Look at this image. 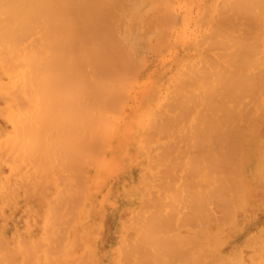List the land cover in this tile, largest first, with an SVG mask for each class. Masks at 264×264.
I'll return each instance as SVG.
<instances>
[{
	"label": "bare ground",
	"instance_id": "6f19581e",
	"mask_svg": "<svg viewBox=\"0 0 264 264\" xmlns=\"http://www.w3.org/2000/svg\"><path fill=\"white\" fill-rule=\"evenodd\" d=\"M119 1L0 0V264H264V0H227L229 7L224 0V4L221 0L214 3L218 15L209 16L214 21L236 20L242 15L245 28L240 27L239 19L240 25H230L239 26L236 30L242 35L238 31L231 34L227 24L216 28L214 21L210 19L212 25L208 21L209 32H204L208 35L202 33L198 42L203 41L204 49L214 48L213 53L223 60L211 58V52L205 51L207 57L202 56L206 59L200 55L201 60L187 67L182 63L181 76L186 78L179 75L174 84L182 81L184 88L179 86L184 90L174 84L171 91L167 87L171 95L167 92L166 99L165 93L166 101H161V106L167 102L165 111L160 105L158 110L151 106L139 116L140 123L148 120L143 131L147 134L142 135L145 168L137 169L134 181L105 202L91 189L90 168L104 160L102 171H106L109 160L103 159L104 152L101 157L102 146L107 144L105 134L113 136L120 125L123 129L132 125L130 109L123 107L130 89L125 82L129 79L130 84L132 75L136 79L138 70L131 65L140 61L136 56L138 62H127L121 53L126 49L129 56L134 51L125 47L126 37L121 45L117 36L120 27L129 23L114 21L120 26L117 30L110 24L109 17H120L123 12L117 10V14L115 4L122 9L130 5L129 0ZM170 1L164 2L166 8L161 3L159 10L152 7V12L163 13L158 18L166 15L160 24H156V14L145 15L150 6L145 4L143 31L156 32L165 22L169 24L161 28L170 29L173 20L164 21L172 17ZM129 10V14L134 11ZM137 10L130 14L134 23L135 14H143ZM232 10L235 16L230 14ZM130 15H126L128 20ZM148 15L155 21V26L149 25L152 30L147 26ZM149 19L148 23L154 22ZM218 29H224L223 36H230L231 46L225 45ZM163 32L160 37L169 33ZM212 32L225 47L217 45L219 38H212ZM110 43L112 47L115 44L113 51H123L115 54ZM197 44L198 50L202 49ZM220 48L222 52L232 50L231 54L225 50L229 58L223 57ZM141 52L139 57H144ZM145 63L140 61L143 66ZM186 83L193 87L185 90ZM228 132L232 135H225ZM154 134L168 140L147 145ZM219 143L225 144L220 145L222 149ZM252 154L253 163L249 159Z\"/></svg>",
	"mask_w": 264,
	"mask_h": 264
},
{
	"label": "rangeland",
	"instance_id": "374dc122",
	"mask_svg": "<svg viewBox=\"0 0 264 264\" xmlns=\"http://www.w3.org/2000/svg\"><path fill=\"white\" fill-rule=\"evenodd\" d=\"M130 1V5H128V6H131L132 5V7H128L127 5L126 6H124L125 7V9H124V7H123V9L122 8H117V6H116V4H115V10H116V12H117V14H118V11L117 10H119V11H123V12H120V17H122L123 19H121L119 16H117V15H115V16H111V17H109L110 19H109V21H110V24L112 25V23H113V25L114 26H116V30H117V27H120L119 25H115V23H114V21H116V23L117 24H120L122 21H124L122 24H125L126 22H127V24L129 23V25L127 26V25H123V27L121 26L120 27V29H119V31H118V33H117V36L119 35V40H120V43H121V45H122V43H123V45H124V42H122L123 41V39L126 37V40L124 39V41L125 42H127V43H125L126 45H125V47L126 48H128V49H130V52H132L133 50L135 51H133V53H130L129 51V53H130V59H129V56L127 55V52H126V49H125V51L124 52H121L120 51V49H122V48H120L118 51H113V47L115 46V44L117 43V44H119L118 43V41L117 42H113L112 41V39H115L114 37H116V35L114 36V34H113V36H111V38H110V36H108L110 39H111V41L113 42V43H115V44H113L114 46L112 47L111 46V43H110V46H111V49H112V52H115V54H117V52H121V53H124L126 56H124L125 58L124 59H128L127 60V62L129 61V60H131L132 62H134L133 60H136L137 62L139 61V60H137V59H140V61L143 63V65H144V63H145V66H143L142 64H140V61H139V64L138 65H136L135 64V66H134V64L133 65H131V67L133 66L134 68H135V71H137V72H135V74H136V79H138L137 81H135L136 79H135V76L134 75H132V77H133V80H134V82H136L135 83V85L134 84H132V83H134V82H132L133 80H132V78L130 77V84H128L129 83V79H128V81H127V79H126V81L127 82H125V80H124V82L127 84V85H129L128 87L130 88L129 89V91H130V93H129V91L127 92V91H125V92H127V94H128V98L126 97V101L125 102H123V107L125 108V110L127 111V110H129L128 112H129V115L132 117V119H131V121H130V123H132V125L131 124H129V129L127 128V126L125 127V128H127L128 129V131H125V128L123 129L122 128V125H120L119 126V129H118V131H116V133L114 132V134H112L113 136H109L108 134L106 135L105 134V136H108V140L106 139V138H103L102 139V141L104 140V139H106L105 141H107V142H105L104 141V143H107L106 144V147L104 148L103 146H102V154H101V157H102V155H103V152H104V156H105V158L103 157V159H106V161H108L109 160V162H107L108 163V168L106 169V171H102V165L103 164H101V162H103L104 163V160H102V159H100V160H102L101 162L100 161H97V163H96V166L94 165V164H92V166H91V168L90 169H92L93 171H92V173H91V176H90V178H91V182H92V184H91V189H93L92 191H94V192H96V194H97V196L99 197L100 196V198L102 197L103 199H104V201L105 202H108V201H112V199L114 198H116L117 197V192L118 191H120V190H122L123 188H125V187H123V186H126L127 184H130L131 182H133L134 181V179H135V177H134V175H135V172H136V170L138 169V171H140V169H141V171L143 170V168H145V164H146V159L143 157V156H145V150H144V148H143V146H142V144H143V139H142V135L145 133V132H143V131H145V126H147L148 124H147V122H148V120L147 119H144V121H142L141 123L140 122H138V120H139V116L140 115H143L146 111H147V109H149V107L151 108V106L152 107H154L152 110H158L159 108H160V106L162 105L161 104V101L163 102H165L166 100H164L165 98L167 99V97H168V95H167V89L169 88V87H173V84L174 83H176V81H177V78H178V76L180 75V77L182 78V79H184L183 77H185V76H181V75H184V73L183 74H181V69L183 68H185V66L186 65H188V64H190L191 62L193 63V61H196L199 57H201L202 55H205L206 53H204L205 51L206 52H211V53H209V55H213V57H211V58H221V57H219V55H217L218 53H216V55H215V53H213V51L212 50H214V48H212V50L210 49H204V47L201 45V43L203 42V41H201V42H198L199 41V39L202 37V36H204V35H208V34H204V32H206L207 31V29L209 30V28H207V26L211 23V20L212 21H214V19H212V17H214V16H216V15H218L217 13H216V4H214V3H220V2H217V0H171L173 3H172V11H169V13L171 12V14L172 15H170V16H172V17H169L168 19H165L164 21H166V20H169V19H172L173 20V23L171 22L170 23V25H171V27L169 26V28L170 29H168L167 30V32H169L168 33V35L166 34V36H164L165 37V40H161L160 38H164V37H160L159 35H164V32L162 33V31H164L165 30V32H166V29H164V28H166V26L169 24L168 22H165L164 24H165V26H164V24L161 26V25H157V26H161V27H163L164 26V28H161V27H159V29L161 30H159V29H156V32H155V29H153L152 30V26H150L151 28H149V25H153V26H155L154 24H155V21H154V19H153V17L151 18V16H150V19H149V15H148V18L147 19H149V20H152L153 19V21L154 22H152V23H150V21H149V23H148V20L146 19V21H147V26H148V29H151L152 31H150V33L151 34H148L147 33V30H146V26L144 27L145 28V30L146 31H143L144 29H143V27H142V25H146V24H142L141 23V21H144L143 23H145V19L144 18H146V17H141V16H147V13H150V15H152L151 13H153V15L154 14H156V17H157V15L160 13V16L163 14V13H161V12H158V14L156 13V11L155 12H152L151 10H153V8L152 7H154V10H156L155 9V7L157 6L158 8V10H159V7L161 8V4H162V7L164 6L163 4H164V2H166V0H158V2L159 3H157V0H151V1H146V0H144V4H143V1H141V0H139V1H141V4H140V2L138 1V0H135V3L133 2V4H132V2H131V0H129ZM128 1V2H129ZM170 1V2H171ZM191 1V2H190ZM202 1H204L203 2V4H202ZM223 0H221V2H222ZM225 2H226V4L228 3L227 2V0H224ZM119 2H123L122 0L121 1H119ZM118 2V3H119ZM136 2H137V4H138V2H139V4H140V6H138L137 4H136ZM148 2H149V5H148ZM185 2V3H184ZM210 2V3H209ZM124 3H126V1L124 2ZM124 3H122V6H123V4ZM156 3H157V5H156ZM161 3V4H160ZM182 3V4H181ZM184 3V4H183ZM191 3V4H190ZM194 3H195V5H194ZM213 3V4H212ZM223 3V2H222ZM129 4V3H128ZM134 4H135V8H133V6H134ZM147 6H149V7H151V9L149 8V7H147V9L145 8L146 7V5ZM167 4H169V2L167 1V3L165 4V5H167ZM224 4V3H223ZM229 5H228V7L230 6V3H228ZM119 5H121V3L119 4ZM125 5V4H124ZM155 5V6H154ZM171 5V4H170ZM185 5V6H184ZM188 5H189V8H188ZM218 5V4H217ZM138 6V7H137ZM145 6V7H144ZM199 6H201V7H199ZM203 6V7H202ZM209 6V7H208ZM215 6V7H214ZM220 6H222V4L220 5ZM219 6V7H220ZM227 6V5H226ZM119 7V6H118ZM136 7H137V9H139V10H137L136 9ZM140 7V8H139ZM143 7V8H142ZM181 7V8H180ZM182 7H184V8H182ZM187 7V8H186ZM194 7V8H193ZM214 7V9H212ZM223 7V6H222ZM224 7H225V5H224ZM223 7V8H224ZM133 9L134 11L135 10H137V11H140V12H142L143 14L142 15H137V14H135L137 17V20H139V22H137V20L135 19V23L133 22L134 20H132V16L134 15V13L132 12V11H130L129 9ZM146 10H145V9ZM164 8H166L165 6H164ZM169 8V7H168ZM167 8V9H168ZM206 8H208V9H206ZM209 8H210V10H209ZM226 8V7H225ZM187 9V10H186ZM192 9V10H191ZM194 9V10H193ZM216 9V10H215ZM220 9H221V7H220ZM126 12H125V11ZM128 10L130 11V12H132L133 13V15H130V14H132V13H130L129 14V12H128ZM141 10H143V11H141ZM144 10H145V15H144ZM153 10V11H154ZM157 10V11H158ZM169 10V9H168ZM201 10V11H200ZM225 11H226V9H224ZM223 10V11H224ZM230 10V8H228V10L227 11H229ZM136 11V12H137ZM161 11H164V9L163 10H161ZM166 11V10H165ZM187 11V12H186ZM190 11V12H189ZM199 13H198V12ZM207 11V12H206ZM222 11V10H221ZM220 10L218 11V12H221ZM127 12H128V14H127ZM185 12H186V14L188 13V15L189 16H191L192 15V17H189V16H183V14H185ZM192 12V13H191ZM196 12V13H195ZM216 13V15H214V16H212L213 15V13ZM232 12L233 13H230V14H233L234 16L236 15V14H234L235 13V11H233L232 10ZM123 15H122V14ZM169 13H168V15H169ZM179 13V14H178ZM208 13V14H207ZM224 13V12H223ZM114 14H115V12H114ZM141 14V13H140ZM164 14H167V13H164ZM185 14V15H186ZM195 14H198V15H195ZM201 14H205L204 16L203 15H201ZM126 15H128V17H129V15L131 16L130 18L131 19H129L128 20V17H126ZM194 15V16H193ZM212 16L211 18L209 17V16ZM239 15V14H238ZM119 18V19H121V21H119L118 19H117V17ZM155 16V15H154ZM164 16V15H163ZM166 16V15H165ZM164 16V17H165ZM203 16V17H202ZM220 16V15H219ZM226 16V15H225ZM229 16V15H228ZM232 16V15H231ZM231 16H229V18L231 17ZM234 16H232V18L234 17ZM114 17H116V18H114ZM127 18V20H125L126 18ZM155 17V18H156ZM159 17V16H158ZM157 17V22H156V24L158 23V24H160L162 21L160 20V18H158ZM164 17H162V18H164ZM184 17H188L189 19H186V18H184ZM218 17V16H217ZM222 17V16H221ZM134 18H135V16H134ZM161 18V19H162ZM193 18V19H192ZM206 18V19H205ZM207 18L209 19V20H207ZM236 18V17H235ZM235 18H233V19H235ZM237 18H238V16H237ZM115 19H117V20H115ZM159 19V20H158ZM182 19V20H181ZM183 19H185V20H183ZM211 19V20H210ZM215 19H216V17H215ZM225 19V20H224ZM239 19V22H240V20L242 19V15H241V18L239 17L238 18ZM238 19H236V20H231V19H228L227 17L226 18H223V19H216L218 22H216V20L214 21V24H213V26L215 25V27L217 28V27H219V26H216L217 24H219V25H221V26H223V24H227L228 25V23H229V25H228V27H227V25L225 26V28H232V29H230L231 31V34H238L237 33V31L238 30H236V29H239L241 26H243L244 28H245V22L243 23V21L241 20V22L240 23H242V25H240V23L238 22ZM130 20H132V22H130ZM175 20V21H174ZM187 20H189L188 22H190V23H188L187 22ZM202 20V21H201ZM129 21V22H128ZM158 21H161L160 23L158 22ZM163 21V22H164ZM183 21V22H182ZM185 21V22H184ZM206 21H207V24H205V25H203V23H206ZM208 21H210V23L208 22ZM245 21V20H244ZM118 22H120V23H118ZM136 22H137V24H136ZM202 22V23H201ZM219 22H223L222 24H220ZM232 22V23H231ZM109 23V22H108ZM130 23H132L131 25H130ZM168 23V24H167ZM180 23V24H179ZM184 25H183V24ZM191 23H193V24H191ZM235 23L237 24V25H240V27L238 28H235L234 26V28L233 27H231L230 25H232V24H234L235 25ZM136 24V27L134 26ZM140 24V28H142L141 30H139L138 31V29H140L139 27L137 28V26ZM175 24H176V26H175ZM187 24V25H186ZM107 25H109V24H107ZM111 25H109V27L111 26ZM112 25V26H113ZM121 25V24H120ZM180 27H179V26ZM188 25H190V26H188ZM207 25V26H206ZM210 25H212V23L210 24ZM209 25V26H210ZM112 26H111V28L110 29H112ZM129 26H130V29H128L129 28ZM208 26V27H209ZM106 27H108V26H106ZM109 27H108V29H109ZM126 27H128V28H126ZM187 27V28H186ZM243 27H242V29L241 30H243ZM121 28H122V30H123V33H122V30H121ZM126 28V29H125ZM137 30H136V29ZM155 28V27H154ZM186 28V29H185ZM202 28H203V30H202ZM211 28V27H210ZM216 28H214V29H216ZM222 28V27H221ZM223 28H224V26H223ZM107 29V30H108ZM110 29H109V31H110ZM114 29V30H115ZM125 29V30H124ZM128 29V30H127ZM133 29H135V31L133 30ZM163 29V30H162ZM185 31H184V30ZM212 29V28H211ZM116 30L114 31V33L116 32ZM121 30V31H120ZM133 31L132 33L130 32V31ZM171 30V31H170ZM183 30V31H182ZM221 30V32L224 30H222V29H220ZM127 31V33H125V32ZM179 31H180V33H179ZM181 31H182V33H181ZM203 31V32H202ZM232 31L233 32H235V33H232ZM121 32V33H120ZM135 32V33H134ZM143 32L145 33L144 35H143ZM149 32V31H148ZM158 32H160V33H162V34H160V33H158ZM166 32V33H167ZM184 32V33H183ZM209 31H207V33H208ZM213 32H214V30H213ZM212 32V33H213ZM216 32V31H215ZM220 31H219V29L217 30V34L218 33H221ZM225 32H226V30H225ZM238 32H241L240 33V35H242V31H238ZM110 33H112V32H109V34ZM146 33H147V35H146ZM201 33V34H200ZM204 35H203V34ZM228 33V32H227ZM121 34H123V35H121ZM152 34H153V39H151L152 38ZM182 34V35H181ZM211 34V33H210ZM209 34V35H210ZM214 34H216V33H213V35ZM229 34V33H228ZM230 34V35H231ZM244 35H246L245 34V32L243 33ZM111 35V34H110ZM151 35V36H150ZM181 35V36H180ZM186 35V36H185ZM212 35V34H211ZM222 35V33L219 35V36H221ZM226 35V38H227V34H224V36ZM122 36V37H121ZM129 36H131V37H129ZM146 36L149 38H146ZM178 36H180V37H178ZM185 36V37H184ZM194 36V37H193ZM217 36L218 35H214V37L212 36V38H217ZM219 36H218V38H219ZM223 36V35H222ZM223 36V37H224ZM107 37V39H108V41L110 40L109 38ZM113 37V38H112ZM135 37V38H134ZM156 37V38H155ZM166 37H167V39H166ZM195 37H197V38H195ZM208 37H210V36H205V39H207ZM223 37H221V39L223 40V42L224 41H227L226 42V46H228V44H229V41H228V38L230 37H228L226 40H224L223 39ZM238 37V36H237ZM117 38V37H116ZM134 38V39H133ZM155 38V39H154ZM231 38H234L233 36L231 37ZM127 39H128V41H127ZM138 39V40H137ZM182 39V40H181ZM202 39V38H201ZM116 40V39H115ZM155 40H157V41H155ZM168 40V41H167ZM189 40V41H188ZM195 40H197V42L195 41ZM210 40V39H209ZM217 40V39H216ZM222 40H220V38H219V41H221V42H219L218 40L216 41L217 42V45H218V43H221L222 44ZM231 40L232 39H230V42H231ZM98 41V40H97ZM100 41V40H99ZM105 41V42H107V43H109V42H111V41ZM135 41V42H134ZM141 41H143V42H141ZM148 41V42H147ZM152 41V42H151ZM159 41H162V42H159ZM178 41V42H177ZM205 41L206 40H204V45H206L205 44ZM211 41V40H210ZM215 42V40H212L211 42ZM103 41H101V43H102ZM146 42V43H145ZM156 43V45L152 48V43ZM157 42H159L158 44H157ZM106 43V44H107ZM134 43V44H133ZM154 43H153V45H154ZM169 43V44H168ZM197 43H199V45H200V47H202V49L199 51L198 50V48H199V46H198V44ZM206 43H208L207 41H206ZM225 43V42H224ZM224 43L222 44V46L224 45ZM228 43V44H227ZM103 44V43H102ZM147 44V45H146ZM149 44L151 45V46H149ZM164 44V45H163ZM174 44H175V46H174ZM190 44V45H189ZM213 44L214 43H212V45L211 46H213ZM232 44H233V42H232ZM232 44H229V46H231ZM121 45L119 44L118 46H120L121 47ZM132 45V46H131ZM134 45H135V47H134ZM146 45V46H145ZM159 45V46H158ZM161 45V46H160ZM168 45H170V46H168ZM208 45V44H207ZM225 45H224V47H225ZM109 46V45H108ZM109 46V47H110ZM117 46V45H116ZM138 46V47H137ZM158 46V47H157ZM169 47V48H167V47ZM190 46V47H189ZM214 46H215V44H214ZM219 46H220V44H219ZM222 46H221V48H222ZM107 47V46H106ZM109 47H108V49H109ZM124 47V46H123ZM149 47V48H148ZM198 47V48H197ZM207 47V46H206ZM217 47V46H216ZM216 47H215V51H216ZM223 47V48H224ZM133 48V49H132ZM139 48V49H138ZM157 48V49H156ZM208 48V47H207ZM221 48L219 49V51L221 50ZM222 48V49H223ZM230 48H232V47H229V49ZM110 49V50H111ZM118 49V47H115V50H117ZM138 49V50H137ZM149 49V50H148ZM151 49H152V51H151ZM153 49H155V50H153ZM163 49V50H162ZM170 49V50H169ZM137 50V51H136ZM157 50V51H156ZM218 50V49H217ZM225 50L227 51V53H229L230 51H232V50H228V48H225ZM225 50L223 51L224 52V54H223V52L222 51H220V52H222L221 54H223L224 56L223 57H226L225 55H227V58H229L228 56L231 54V52H230V54L228 55V54H225ZM122 51H123V49H122ZM143 52V56L144 57H141L142 56V54H140V52ZM147 53H146V52ZM154 51H155V53L156 54H154ZM195 51V52H194ZM111 52V53H112ZM141 52V53H142ZM144 52H145V55H144ZM219 52V53H220ZM137 53V54H136ZM152 53V54H151ZM196 53V54H195ZM131 54H133V55H131ZM136 54V55H135ZM146 54H147V56H146ZM192 54V55H191ZM196 55V56H194V55ZM220 54V55H221ZM119 55H120V53H119ZM139 55H141L140 57H139ZM150 55V56H149ZM188 55H189V57H188ZM201 55V56H200ZM209 55H208V59H209ZM113 56H114V58H115V55L113 54ZM136 56H138L137 57V59H136ZM149 56V57H148ZM206 56V55H205ZM218 56V57H217ZM222 56V55H221ZM119 57V56H118ZM126 57H128V58H126ZM132 57V58H131ZM204 56H202V58H203ZM207 57V56H206ZM121 58V57H120ZM178 58V59H177ZM201 58V59H202ZM227 58H224L225 60L227 59ZM115 59H117V57L115 58ZM119 59V58H118ZM122 59H123V57H122ZM123 59V62L125 61ZM143 59H144V62H143ZM145 59H147L146 61H145ZM175 59V60H174ZM176 59L178 60V61H176ZM180 59V60H179ZM185 59V60H184ZM200 58L198 59V60H201ZM203 59H206V58H203ZM215 59H213V62H214V60ZM184 60V61H183ZM212 60V59H211ZM221 60H223V58H221L220 59V61ZM150 61V62H149ZM175 61L178 63H176L177 65L175 66ZM188 61V62H187ZM203 62H204V60H202ZM201 61V62H202ZM217 61V60H216ZM215 61V62H216ZM219 61V62H220ZM120 62H122L121 60H120ZM183 62H185L184 64H185V66L182 64ZM187 62V63H186ZM197 62V61H196ZM199 62V61H198ZM218 62V61H217ZM126 63V62H125ZM131 63V62H130ZM136 63V62H135ZM124 64V63H123ZM127 64H129V63H127ZM173 64V65H172ZM194 64H198V63H195L194 62ZM120 65V64H119ZM142 65V66H141ZM150 65V66H149ZM199 65V67H200V63L198 64ZM198 65H197V67H198ZM121 66V65H120ZM127 66H129V65H127ZM138 66V67H137ZM140 66V67H139ZM157 66V67H156ZM173 66V67H172ZM179 66V67H178ZM182 66H184V67H182ZM191 66V65H190ZM196 66V65H195ZM195 66L193 67V69L195 68ZM131 67H129V70H130V68ZM187 67V66H186ZM192 67H191V69H192ZM127 69H128V67H126ZM140 68V69H139ZM170 68V69H169ZM174 68H176V71H175V69ZM190 68V67H189ZM188 68V69H189ZM124 69H125V67H124ZM142 69H143V71H142ZM172 69V70H171ZM178 69V70H177ZM126 70V69H125ZM163 70H164V72H163ZM175 71V73H174V71ZM195 70V69H194ZM148 71H149V73H148ZM155 73H154V72ZM180 71V72H179ZM184 72H185V70H183ZM182 71V72H183ZM124 72V71H123ZM128 72V71H127ZM132 72H133V69H132ZM177 72H179V73H177ZM191 72V71H190ZM131 73V72H130ZM134 73V72H133ZM138 73V74H137ZM163 73H164V75H163ZM173 73V74H172ZM176 73H177V77L175 78V77H173V79L171 78L172 77V75L173 76H176ZM192 73H194V71L192 72ZM191 73V74H192ZM196 73V72H195ZM175 74V75H174ZM186 74V73H185ZM129 75V74H128ZM138 75V76H137ZM141 75V76H140ZM193 75V74H192ZM192 75H190V76H192ZM127 76V75H126ZM143 76V77H142ZM160 76H161V78H160ZM189 76V75H188ZM157 79H156V78ZM165 79H164V78ZM179 77V78H180ZM193 77V76H192ZM192 77H191V79H190V77H187V78H189V79H187V81H189L190 83L193 81V79H192ZM153 78V79H152ZM167 78V79H166ZM186 78V77H185ZM166 80V81H165ZM172 80H173V82H172ZM190 80H192V81H190ZM143 81H144V83L145 84H143ZM182 82V81H181ZM181 82H179L180 84H174V87H183L184 88V86L183 85H181ZM184 83H185V81H183ZM124 83V84H125ZM159 83V84H158ZM138 84H140L141 86L142 85H144L143 87H141L140 85H138ZM157 84V85H156ZM186 84H188V83H186ZM138 85V86H137ZM156 85V86H155ZM162 85V86H161ZM177 85V86H176ZM179 85H181V86H179ZM126 86V85H125ZM133 87V88H131V87ZM152 86H155L156 88L154 89V87H152ZM188 86H190V87H188ZM140 89H139V88ZM168 87V88H167ZM181 87V88H182ZM193 87V85H186L185 86V90H186V88L188 89H190V88H192ZM151 88H152V90H151ZM165 89V90H162V89ZM182 88V89H183ZM128 89V88H127ZM126 89V90H127ZM147 89V90H146ZM168 90H170V88L168 89ZM184 90V89H183ZM136 91V92H135ZM144 91V92H143ZM147 91H148V93H147ZM151 91V92H150ZM153 91V92H152ZM155 91V92H154ZM171 91V90H170ZM133 94H132V93ZM161 92V93H160ZM147 93V94H146ZM153 93H154V95H153ZM166 93V95H164ZM169 94H170V92H168ZM132 94V95H131ZM136 96H135V95ZM142 94V95H141ZM144 94H146V95H144ZM134 95V97H132ZM149 95V96H148ZM163 95V96H162ZM171 95V94H170ZM169 95V96H170ZM131 96V97H130ZM146 96V97H145ZM166 96V97H165ZM147 97H149V98H147ZM165 97V98H164ZM134 98V99H133ZM146 98V99H145ZM129 99V100H128ZM153 99V100H152ZM169 99V98H168ZM170 99H171V97H170ZM148 100V101H147ZM172 100V99H171ZM170 100V101H171ZM169 101V102H170ZM132 103L130 106H131V108H129L128 107V104L127 103ZM156 102V103H155ZM160 103V104H159ZM142 104V105H141ZM144 104H146V105H144ZM164 104V103H163ZM166 104H167V102H166ZM165 104V105H166ZM150 105V106H149ZM160 105V106H159ZM161 106L162 107V109L164 110V107H168V105H166V106ZM141 108H140V107ZM143 106V107H142ZM139 107V108H138ZM148 107V108H147ZM138 108V109H137ZM161 109V110H162ZM168 109V108H167ZM161 110H159V111H161ZM135 111V112H134ZM137 111V112H136ZM141 112L140 114H139V112ZM165 111V110H164ZM166 112H167V110H166ZM165 112V113H166ZM161 113V112H160ZM164 113V112H163ZM162 113V114H163ZM158 114H159V112H158ZM161 114V115H162ZM164 115V114H163ZM135 119H136V122H135ZM134 122V123H133ZM131 127V128H130ZM133 127V128H132ZM121 129L122 130H124L125 131V133L124 132H122L121 131ZM126 129V130H127ZM138 129V130H137ZM140 129V130H139ZM135 130H137V134H136V131ZM126 133H127V135H126ZM117 134H119L118 136H117ZM131 134V135H130ZM147 134V133H146ZM146 134H144V135H146ZM159 134H161V133H159ZM125 135V136H124ZM137 135H138V137H137ZM155 135V137L154 138H151L150 139V137L149 136H147V137H149V139H148V142H147V145H149L150 146V144L151 143H153L152 145H154V143L156 144V142H158V143H162L163 142V140H164V142H165V140H168V137H166V136H162V137H160V136H158L157 138H156V134H154ZM225 135H232V133L230 134V132H228V134H225ZM225 135L223 136V137H225ZM234 135V134H233ZM127 136V137H126ZM130 136V137H129ZM118 137V138H117ZM232 137V136H231ZM230 136H229V139H232ZM144 138V137H143ZM118 139L120 140L119 141V143H117V141H118ZM128 139H129V142H128ZM133 139V140H132ZM221 139V138H220ZM222 139H224V138H222ZM225 139H226V137H225ZM224 139V140H225ZM228 138H227V141L229 140ZM123 140V141H122ZM145 140V139H144ZM149 140H151V141H149ZM102 141H100V142H102ZM121 141H122V143H121ZM126 143H125V142ZM137 141V142H136ZM222 142H223V140H221ZM226 141V140H225ZM226 141V142H227ZM221 142V143H222ZM226 142H224V143H226ZM144 143H145V141H144ZM223 143V144H224ZM102 143H100V145H101ZM138 144V145H137ZM223 144H220L219 143V146L221 145V146H223ZM144 145V144H143ZM225 145V144H224ZM98 146H99V143H98ZM111 146V147H110ZM220 146V148L222 149V147ZM101 147V146H100ZM100 147H98V148H100ZM225 147V146H224ZM227 148V147H226ZM107 149V150H106ZM220 149V150H221ZM223 149H225V148H223ZM121 150H122V152H121ZM108 151V152H107ZM125 151V152H124ZM197 151H199V150H197ZM200 153H202V151H199ZM120 153V154H119ZM123 153V154H122ZM199 153V154H200ZM112 154H114L115 156H113ZM118 154H119V157H118ZM136 155V156H135ZM138 155V156H137ZM120 156L122 157V158H120ZM141 156V157H140ZM108 159H107V158ZM122 161H121V160ZM249 159H250V162L251 163H253L254 161H255V156L252 154L250 157H249ZM99 160V159H98ZM120 160V161H119ZM114 163H113V162ZM135 161V162H134ZM99 162V163H98ZM133 162V163H132ZM143 162V163H142ZM111 163H113V164H111ZM117 163V164H116ZM121 163V164H120ZM140 163V164H139ZM110 164V165H109ZM137 164V165H136ZM112 165H113V167H112ZM99 166V167H98ZM115 166H117V167H115ZM120 168V169H119ZM125 168V169H124ZM128 168H129V171H128ZM117 169V170H116ZM126 170V171H125ZM112 171V172H111ZM118 171V172H117ZM111 172V173H110ZM131 172V173H130ZM110 173V174H109ZM116 173V175H114ZM100 174V175H99ZM98 175V176H97ZM103 175V176H102ZM109 177H108V176ZM112 176V177H111ZM116 176V177H115ZM125 176V177H124ZM96 177V178H95ZM98 177V178H97ZM101 177H102V179H101ZM115 177V178H114ZM94 178V179H93ZM117 178V179H116ZM114 179V180H113ZM121 179V180H120ZM130 179H131V181H130ZM94 180H96V181H94ZM105 183H104V182ZM108 181H110V182H108ZM119 181V182H118ZM103 182V183H102ZM112 182V183H111ZM96 183V184H95ZM111 183V184H110ZM119 183V184H118ZM107 184H109V185H107ZM95 186V187H94ZM112 186V187H111ZM114 186V187H113ZM116 186V187H115ZM121 186V187H120ZM104 187H106V188H104ZM108 189V190H107ZM103 191V192H102ZM111 191V192H110ZM100 194V195H99ZM106 194V195H105ZM108 198V199H107ZM107 200V201H106Z\"/></svg>",
	"mask_w": 264,
	"mask_h": 264
}]
</instances>
